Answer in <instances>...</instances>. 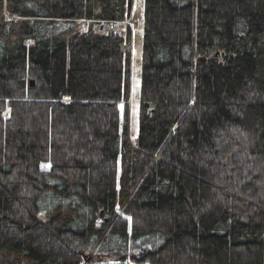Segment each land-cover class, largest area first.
<instances>
[{"label": "trees", "instance_id": "1", "mask_svg": "<svg viewBox=\"0 0 264 264\" xmlns=\"http://www.w3.org/2000/svg\"><path fill=\"white\" fill-rule=\"evenodd\" d=\"M4 6L0 264H264V0H145L136 142L133 0Z\"/></svg>", "mask_w": 264, "mask_h": 264}, {"label": "rangeland", "instance_id": "2", "mask_svg": "<svg viewBox=\"0 0 264 264\" xmlns=\"http://www.w3.org/2000/svg\"><path fill=\"white\" fill-rule=\"evenodd\" d=\"M5 2H0V8H5ZM144 8L145 0H133L132 17L129 25L132 28L131 43V96H130V135L136 142L140 128L141 88H142V53L144 40ZM122 111L123 108L121 107Z\"/></svg>", "mask_w": 264, "mask_h": 264}, {"label": "flooded vegetation", "instance_id": "3", "mask_svg": "<svg viewBox=\"0 0 264 264\" xmlns=\"http://www.w3.org/2000/svg\"><path fill=\"white\" fill-rule=\"evenodd\" d=\"M1 1H4V2H6V0H0V2H1Z\"/></svg>", "mask_w": 264, "mask_h": 264}, {"label": "water", "instance_id": "4", "mask_svg": "<svg viewBox=\"0 0 264 264\" xmlns=\"http://www.w3.org/2000/svg\"><path fill=\"white\" fill-rule=\"evenodd\" d=\"M33 84V83H32Z\"/></svg>", "mask_w": 264, "mask_h": 264}]
</instances>
